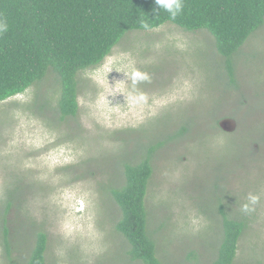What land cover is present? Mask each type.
<instances>
[{
	"label": "rangeland",
	"instance_id": "1",
	"mask_svg": "<svg viewBox=\"0 0 264 264\" xmlns=\"http://www.w3.org/2000/svg\"><path fill=\"white\" fill-rule=\"evenodd\" d=\"M232 63L234 83L208 31L166 24L129 33L80 76L78 121L60 120L53 75L1 102L0 202L18 193L12 258L0 245V264H26L41 229L47 264H143L128 257L109 190L123 185L125 163L163 140L147 200L162 263L213 264L224 211L246 224L235 264H264V26ZM249 194L260 199L245 214Z\"/></svg>",
	"mask_w": 264,
	"mask_h": 264
},
{
	"label": "trees",
	"instance_id": "2",
	"mask_svg": "<svg viewBox=\"0 0 264 264\" xmlns=\"http://www.w3.org/2000/svg\"><path fill=\"white\" fill-rule=\"evenodd\" d=\"M183 5L182 13L172 19L156 0H0V20L8 26L0 34V103L25 94L53 75L60 85V120L78 121L80 76L99 68L129 33L166 24L191 33L208 31L234 83L233 58L264 26V0H183ZM186 132L182 127L170 140ZM166 143L146 147L137 163H125L123 185L109 190L122 212L116 230L128 242L132 262L163 264L149 230L147 200L155 176L153 156ZM17 191L10 189L0 202V245L9 260V216L17 204ZM222 225V243L213 264H235L246 224L223 211ZM34 236L26 264H47L48 235L41 229Z\"/></svg>",
	"mask_w": 264,
	"mask_h": 264
},
{
	"label": "clouds",
	"instance_id": "3",
	"mask_svg": "<svg viewBox=\"0 0 264 264\" xmlns=\"http://www.w3.org/2000/svg\"><path fill=\"white\" fill-rule=\"evenodd\" d=\"M160 10L166 11L170 14L172 19H175L183 11V0H156ZM7 23L0 20V34L7 31ZM145 28L148 25H144ZM260 197L257 195L249 194L247 197L248 202L244 203L240 207V211L245 214H250L255 211V205L259 202Z\"/></svg>",
	"mask_w": 264,
	"mask_h": 264
}]
</instances>
